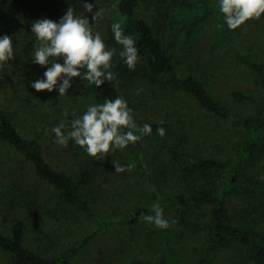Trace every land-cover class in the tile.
<instances>
[{"label": "trees", "instance_id": "1", "mask_svg": "<svg viewBox=\"0 0 264 264\" xmlns=\"http://www.w3.org/2000/svg\"><path fill=\"white\" fill-rule=\"evenodd\" d=\"M20 2L30 22L38 18L59 22L69 6L74 15L88 14L84 3L103 8L107 25L92 32L100 33L107 50L115 49L110 71L116 79L97 88L77 77L63 96L58 87L37 92L31 84L44 75L33 72L35 64H27L36 42L28 45L14 39L27 50L15 46L16 60L10 61L21 73L12 68L11 88L0 66V264H76L99 237L121 227L136 244L144 236L155 239L157 246L150 248L159 255L127 257L122 264H216L219 253L229 249L239 253L238 264H264V56L237 48L219 5L214 0ZM4 6L5 0H0V14ZM211 21L217 23L231 64L255 90L233 89L227 100L215 96L203 71L187 62ZM116 22L135 42L134 70L119 55L122 46L111 30ZM180 50L188 58L178 57ZM118 97L127 102L133 119L137 112L160 110L171 100H180L182 119L186 117L190 127H200L194 116V109H200L219 122L231 123L238 144L231 157L223 156L218 144L211 145L215 151L209 152L205 147L209 137L200 142V133L181 134L166 119L147 121L150 135L123 150L110 151L104 160L88 156L72 140L67 146L54 142V127L63 122L67 134L72 120L82 118L89 106ZM243 105L253 106L254 111L245 112ZM158 128L165 130L163 137ZM152 144L159 145L162 154L156 175L145 163L146 147ZM58 158L61 161L56 163ZM112 161L133 167L117 174ZM131 176L145 182L149 190L131 194V205L116 217L105 215L108 207L101 201L109 197L108 189L116 182L129 188ZM168 178L173 185L166 192ZM157 202L170 223L167 229L143 220L144 215L154 214L152 205ZM79 217L91 226L85 236L71 243L54 238L48 242L54 218L72 228ZM194 241L198 247L190 255L188 248ZM108 259L97 264H121L115 263L114 256Z\"/></svg>", "mask_w": 264, "mask_h": 264}, {"label": "rangeland", "instance_id": "2", "mask_svg": "<svg viewBox=\"0 0 264 264\" xmlns=\"http://www.w3.org/2000/svg\"><path fill=\"white\" fill-rule=\"evenodd\" d=\"M214 2L215 5H219V0H214ZM98 9H102L103 12L101 17L96 21L92 20V13L76 16L88 19L92 30L97 29V27L102 28L107 25L106 20L109 17H107L108 13H106L101 7L93 9V13L98 11ZM37 20H39V18ZM37 20L34 19L30 22V20L25 16V10L20 0H5V6L0 14V37H3L4 35L11 37L13 46L12 59H15V54L17 53L15 46L21 49L24 47L26 48V46L22 43L18 46V42H14V39L23 40V42H26L28 45L36 42V38L31 31V26L33 22ZM263 27L264 16H262L260 20L247 22L237 30H229L228 28V34L235 38L234 40L237 43V48L244 51L247 49H253L257 53L264 56ZM198 42V46L190 50V52L193 51L191 53L194 57L190 60L187 59V62L190 61L197 69L203 71L204 78L206 80L208 79L211 91L215 96L223 97L227 100L230 98V94L233 89L242 87L245 89L249 88L255 90L253 83L242 76L240 72L241 70H237L234 66L235 64H231V56L226 53L228 48L224 47L222 40L220 39L219 28L216 21H211L206 26L203 36ZM33 50L34 47L31 51L33 52ZM31 53L28 57L31 56ZM177 55L181 58H188V56L181 52V50ZM32 58L33 57L31 56L30 61L27 62L29 66L31 64H35L32 62ZM61 61L62 59L57 60L59 63H61ZM35 65L36 71L33 72H41L44 75L47 67H51V61L47 67H41L37 64ZM1 68L3 75L7 74V80L9 82L8 86L11 88V83L15 77L12 74V68L15 69L17 74H20L21 72L16 65L12 67L10 60L5 62ZM181 103L182 102L180 100L175 103L171 100L160 110H144V112H137L134 121L138 127H143V125L151 119H166L168 123L171 124V127L180 131L181 134L184 133V135H192V137H195L196 132L200 133V142H204V138L209 137L211 142L205 146L207 151L214 152L215 150L211 148V145L218 144L221 146L223 156L229 155V157H231L239 140V135L237 134L236 129L233 128V125L231 123L219 122L207 113L196 108L194 109V116L197 123L200 124V127L197 130H194V127H190V121L187 120L186 117L182 119L183 107L180 105ZM242 110H246L247 113H252L254 108L251 105H243ZM218 151L220 150L218 149ZM144 155L146 161L145 163L147 164L150 172L155 175L158 174L157 168L162 159L159 145L152 144L147 146ZM56 161L61 160L58 158L55 162ZM129 182L131 183L129 188L125 189L120 182H116L111 190L108 189L109 197L106 200L101 201L102 204L108 207V211L105 215L116 217L121 210L125 211V209L131 205V194L134 195L141 189L149 190L145 182L141 183L133 176H131ZM172 185L173 182L168 178V181L164 183V190L166 192L171 191ZM1 219H3V217H0V220ZM50 224H53L54 230L52 237L49 238L48 242L52 241L54 238L57 242L64 241L66 243H71L81 239L91 230V226L81 218L74 223V227L72 226V228L69 227V224L64 223L62 220L57 218H54ZM68 228L70 229L67 230ZM35 239L36 238H33L34 241ZM37 240L39 241L40 237H38ZM154 241L155 239L149 240L144 236L142 237L141 243L136 244L135 242L130 241L127 229L123 227L115 228L99 237L89 250L77 259L76 264H97L98 261L103 263L105 261H109L108 258L112 256L115 257V263L119 262L121 264L127 257L140 256L146 258L149 256H155L159 258L158 253L156 251H152L150 248L151 246H157V243ZM39 243L42 242L39 241ZM197 247V242L194 241L188 248V250H190V255L193 254ZM189 256H187L188 260ZM239 256V253L234 249L221 251L216 258V264H238L241 259ZM185 263L187 264L189 262Z\"/></svg>", "mask_w": 264, "mask_h": 264}, {"label": "clouds", "instance_id": "3", "mask_svg": "<svg viewBox=\"0 0 264 264\" xmlns=\"http://www.w3.org/2000/svg\"><path fill=\"white\" fill-rule=\"evenodd\" d=\"M93 8L92 3H84L85 11L92 13V20L96 21L101 17L103 10L98 9L93 13ZM219 10L229 30H237L247 22L260 20L264 16V0H219ZM111 30L115 41L122 46L120 57L129 70H134L138 61V50L133 38L124 34L120 22L113 23ZM31 31L36 38L31 53L32 62L47 67L51 61V67H47L44 78L31 84L37 92H52L58 87L59 96H63L72 87L73 78L77 77L97 88L105 81L111 83L116 79L110 71L115 49L107 50L100 33L93 34L89 20L74 15L72 7H68L59 22L50 19L33 22ZM12 58V39L4 35L0 37V66ZM60 59L63 64L57 62ZM64 127L62 122L52 129L56 144L67 146L69 140H72L88 156L98 160H104L110 151L123 150L129 144L134 145L142 137L152 133L149 124L137 126L127 102L119 97L89 106L82 118L72 120L71 130L67 134L63 131ZM156 131L161 137L165 135L163 128ZM112 163L117 174L130 171L133 167L131 164L122 167L116 161ZM152 212L154 214L143 216L145 222L159 229L170 227L159 202L152 205Z\"/></svg>", "mask_w": 264, "mask_h": 264}]
</instances>
